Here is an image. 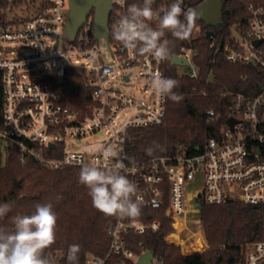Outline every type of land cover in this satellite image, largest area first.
I'll return each mask as SVG.
<instances>
[{
	"label": "built area",
	"instance_id": "1",
	"mask_svg": "<svg viewBox=\"0 0 264 264\" xmlns=\"http://www.w3.org/2000/svg\"><path fill=\"white\" fill-rule=\"evenodd\" d=\"M112 3L107 38L99 41L94 34V11L75 40L66 32L69 0H42L29 17L2 22L0 72L6 128L0 129V151L15 145L20 149L21 161L33 157L50 169L83 166L93 163L98 154L78 146L89 135L101 136L100 145L112 144L121 150L111 163L123 164L121 174L136 184L143 205L136 219L114 218L107 230L106 253H88L86 264H136L144 252L151 250L138 236L158 230L161 219L157 215L162 210L172 226L165 239L189 258L209 246L203 226L206 204L232 198L264 203V0H248L247 23L233 24L222 46L228 62L255 69L256 89L221 92L228 99L224 112L207 110L209 120L221 121L220 129L202 147L197 146L196 152L183 147L175 154L141 160H130L125 137L129 128L165 121L167 99L160 100L148 82L157 72L166 77V60L158 62L151 56H141L113 38L114 27L126 14L127 5L126 0L123 7L116 0ZM164 9L158 13L163 15ZM67 37L71 42L68 47ZM102 42L112 63L101 57ZM18 43L25 50L17 54V45L4 46ZM196 53L191 47H182L177 53L188 59L185 65L173 64L187 69L185 73L179 71L180 75L198 76ZM50 60H54L51 69L36 71L39 64ZM73 68L92 90V104L85 113L66 104L68 94L76 89L72 83L69 89L64 84L67 70ZM246 76L244 73L242 78ZM137 79L141 81L137 93L124 88ZM133 108L136 113L123 119L124 111ZM198 239H202L201 247H197ZM241 255L243 264H263L264 240L244 243ZM155 260L163 263L156 252L152 264Z\"/></svg>",
	"mask_w": 264,
	"mask_h": 264
},
{
	"label": "trees",
	"instance_id": "2",
	"mask_svg": "<svg viewBox=\"0 0 264 264\" xmlns=\"http://www.w3.org/2000/svg\"><path fill=\"white\" fill-rule=\"evenodd\" d=\"M201 1L183 0L182 8L185 11L195 9ZM164 2L170 6L174 0H155L153 10L159 12ZM247 2L224 0V23L211 27L215 32L212 38L207 36L209 27L199 19H196L193 33L187 40H178L171 33H165L164 39L170 42V57L165 61L166 77L179 82L174 91L182 95L183 99L178 103L167 99V114L162 124L127 130L125 143L130 160L175 154L183 147L196 152L197 146L202 147L220 129L221 121L209 120L207 110L213 108L217 113L224 112L228 99L222 97L221 92L227 89H256L255 69L228 62L222 49L231 26L247 23L250 16ZM9 3L10 0H0V25L7 19ZM133 3L139 4L142 0H126L127 7ZM198 25L201 26L200 33L194 37ZM212 40L214 46H211ZM182 47H191L197 51L194 56L199 68L197 77L180 75L171 63V56ZM75 70H67L64 84L69 89L71 83L76 81L79 87L68 94L66 104L85 113L92 104V90ZM244 73L247 76L242 78ZM4 104L0 72V129L6 128ZM148 148L155 149L152 155L147 153ZM19 154L20 149L15 145L0 151V203L12 205V210L0 218V227L11 230L16 215H31L37 204H51L57 215L56 240L44 249L43 256L49 258L52 264H68L67 252L72 244L80 245L79 264H86L88 253L104 255L109 246L107 230L115 217L105 216L92 206L88 189L79 182L82 166L65 165L50 169L43 167L33 157L23 162ZM157 216L161 219L158 230L149 231L138 238L148 249L161 255L162 264H243L242 245L248 241L264 240V203H246L232 198L219 204H206L203 226L209 248L189 258L183 256L179 246L165 239L172 228L165 210ZM198 243L197 240V247H200Z\"/></svg>",
	"mask_w": 264,
	"mask_h": 264
},
{
	"label": "clouds",
	"instance_id": "3",
	"mask_svg": "<svg viewBox=\"0 0 264 264\" xmlns=\"http://www.w3.org/2000/svg\"><path fill=\"white\" fill-rule=\"evenodd\" d=\"M155 0H142L127 7L126 14L117 21L113 38L125 49L141 56H151L161 62L169 59V40L165 33H171L178 40H187L193 33L197 12L195 9L185 11L183 0H174L163 15L153 10ZM121 7L125 0H116ZM183 17V19L181 18ZM155 21L158 27L153 28L149 22ZM154 94L160 99L180 102L183 96L174 89L179 82L172 78L155 73L148 82ZM156 147H159L158 145ZM154 148L146 149L152 155ZM97 159L83 165L79 173V182L88 189L92 206L109 217L119 219H136L141 214L142 198L138 195L136 184L121 174L123 164L112 165V160L120 156V149L112 144H101L93 149ZM12 210L10 203H0V218ZM57 215L51 204H37L31 215L13 217L11 230L0 227V264H52L43 256L44 249L49 248L56 240ZM79 244L68 248V264H79Z\"/></svg>",
	"mask_w": 264,
	"mask_h": 264
},
{
	"label": "water",
	"instance_id": "4",
	"mask_svg": "<svg viewBox=\"0 0 264 264\" xmlns=\"http://www.w3.org/2000/svg\"><path fill=\"white\" fill-rule=\"evenodd\" d=\"M70 12L67 17L65 30L69 36L75 40L79 29L87 20L89 14L94 11V34L97 41L101 37L107 38V29L110 20V14L113 9L112 0H69ZM223 5L224 0H202L197 4L195 10L197 12V19L202 20L204 24L209 27L207 36L212 38L215 35L211 27H218L224 23L223 18ZM170 61L172 64H187L188 59L174 53ZM72 87L78 88L79 83L72 82ZM231 124L234 123L233 119L229 120ZM53 147V144L50 145ZM18 185L19 182L16 181ZM154 250L144 252L136 264H152Z\"/></svg>",
	"mask_w": 264,
	"mask_h": 264
},
{
	"label": "rangeland",
	"instance_id": "5",
	"mask_svg": "<svg viewBox=\"0 0 264 264\" xmlns=\"http://www.w3.org/2000/svg\"><path fill=\"white\" fill-rule=\"evenodd\" d=\"M42 0H10L9 6H8V10L6 12L7 14V18L8 19H12V18H17V17H29L30 15H32L33 13H35V8L36 6H38L40 4ZM168 7V3L164 2L161 7L160 10L162 9H166ZM2 12V10H0ZM150 26H152L153 28L158 27L157 22L153 21V22H149ZM200 28L201 26L198 25L194 31V37L197 36L200 33ZM70 39L67 37L66 42H65V46L68 47L70 45ZM15 45H17V50L15 51V54L19 53V52H23L25 50V48L23 47V45L21 43L18 44H4V46H10V47H14ZM63 48V43H61L60 45V49ZM100 49H101V57L103 59V61H105L106 63H112V57L108 54V52L104 49L103 46V42L100 45ZM67 60V59H66ZM54 64V60H50L46 63H42L39 64V66L36 68V71L39 70H43L45 68H52ZM175 69L180 73H185L186 72V68L179 66V65H174ZM117 81V80H116ZM140 80H134L132 82V84L130 86H125L124 88L131 90L133 92H138L137 89V85L140 84ZM118 84V83H117ZM136 113V110L130 109L128 111H124L123 114V119H127L132 117L134 114ZM102 140L101 136L98 135H89L87 137L84 138L83 143L80 144L78 147L82 150H86V151H90L93 150L95 148H97L100 145V141ZM2 151V149H1ZM199 241V246L201 247L202 244V239H198ZM209 245V243H208ZM209 248V246H208ZM55 264H58L57 262ZM154 264H158V262L155 260Z\"/></svg>",
	"mask_w": 264,
	"mask_h": 264
},
{
	"label": "bare ground",
	"instance_id": "6",
	"mask_svg": "<svg viewBox=\"0 0 264 264\" xmlns=\"http://www.w3.org/2000/svg\"><path fill=\"white\" fill-rule=\"evenodd\" d=\"M177 234H175V236H176Z\"/></svg>",
	"mask_w": 264,
	"mask_h": 264
}]
</instances>
